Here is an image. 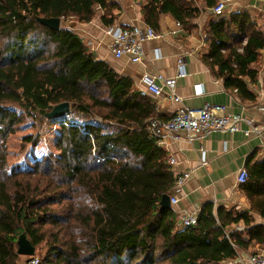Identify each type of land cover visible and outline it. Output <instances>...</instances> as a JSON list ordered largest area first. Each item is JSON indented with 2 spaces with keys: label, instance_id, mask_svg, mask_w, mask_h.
Instances as JSON below:
<instances>
[{
  "label": "trees",
  "instance_id": "trees-1",
  "mask_svg": "<svg viewBox=\"0 0 264 264\" xmlns=\"http://www.w3.org/2000/svg\"><path fill=\"white\" fill-rule=\"evenodd\" d=\"M204 1L214 7L218 0ZM96 4L112 24L116 0H0V264L18 262L21 233L36 248L53 226L58 232L38 264H228L240 249L264 243V226L248 211L208 202L195 225L180 228L173 207L161 208L176 175L147 130L159 117L155 102L65 25L71 17L91 20ZM142 13L154 28L163 13L189 27L199 9L191 0H147ZM39 17L60 18V28ZM208 39L203 56L213 73L252 99L246 81H256L252 63L264 49V33L240 11L212 20ZM62 102L70 112L47 118ZM74 111L96 119L69 118ZM33 113L59 119L60 154L44 167L8 172L6 139ZM23 141L37 143L32 134ZM244 185L264 194V165L249 171ZM258 207L264 214V204ZM239 224L241 230L231 229Z\"/></svg>",
  "mask_w": 264,
  "mask_h": 264
},
{
  "label": "crops",
  "instance_id": "crops-1",
  "mask_svg": "<svg viewBox=\"0 0 264 264\" xmlns=\"http://www.w3.org/2000/svg\"><path fill=\"white\" fill-rule=\"evenodd\" d=\"M193 6L199 9L189 27L178 21L169 13L159 16V24L155 28L159 36L145 42L146 62L135 64L127 57L116 58L109 47L111 37L106 33L108 26L103 21L104 9L95 5V14L89 21H79L77 17L68 18L65 25L76 32L85 45L92 50L98 59L104 60L120 74L130 76L142 91L139 77L145 71L159 73L163 77L172 78L176 92L182 97V104L169 97L170 90L163 87L158 97L149 95L156 104L159 118H169L181 105L199 109L205 103L220 104L227 113L243 114L252 117L255 124L262 126L263 112L260 107L264 103V49H259L260 57L252 67L258 70L256 81H246L252 91V99L242 97L236 89L227 87L222 78L217 77L204 60L210 49V22L233 12H246L250 21L264 33V0H236L233 10L224 15L214 13L213 7L204 0H191ZM118 8L114 9L116 17L112 24L129 27L132 24H148L143 19L142 7L147 0H116ZM110 24V25H112ZM152 26V25H151ZM182 58L183 66L178 65ZM183 68L185 74L178 76ZM242 123L241 129L230 131H212L201 139L168 140L160 144L168 156L177 160L172 166L177 176L190 171V177L175 191L179 201L171 205L176 212L177 221L181 214L198 215L204 204L211 202L215 208L224 206L237 211H248L254 224L264 226V214L258 205L264 204V194L256 192L257 185L246 188L237 181L240 168L249 171L264 165V151L261 144L264 141V129L261 134L253 133L248 136L243 131L247 128ZM205 154L206 164H202ZM242 224L232 226L241 230ZM254 252H264V243L252 242L248 249H240L236 258L228 261L231 264Z\"/></svg>",
  "mask_w": 264,
  "mask_h": 264
},
{
  "label": "built area",
  "instance_id": "built-area-1",
  "mask_svg": "<svg viewBox=\"0 0 264 264\" xmlns=\"http://www.w3.org/2000/svg\"><path fill=\"white\" fill-rule=\"evenodd\" d=\"M236 0H218L213 7V11L217 15H224L228 11L234 9ZM179 24V22H177ZM106 33L111 37L109 44L112 54L118 59L127 57L130 62L142 64L146 62V54L144 44L146 41L159 36V32L149 24H132L129 27H122L117 24L108 25ZM182 58L178 59V65L183 66ZM185 71L183 68L178 72V76H183ZM142 85V92L152 97H158L163 92V87L169 88V97L177 103L182 104V97L176 92L174 80L172 78L163 77L159 73L145 71L139 77ZM263 112V124L259 126L255 124L252 117L243 114H232L225 111V107L220 104L205 103L199 109L190 108L184 105L179 106L169 118L163 119L153 117L147 125V130L154 136L159 144H164L168 140H179L185 138L189 141L201 139L212 131H230L234 132L241 129L242 123L248 126L243 131L246 135L251 136L253 133L261 134L264 129V103L260 107ZM264 151V141L261 144ZM168 164L172 167L177 160L174 156H168ZM205 154L203 155L202 164H206ZM190 171L182 172L176 176L173 190L177 191L190 177ZM249 178V170L246 167L239 169L237 173V181L241 184L245 183ZM179 201L175 193L170 194L171 205L177 204ZM197 223V215L181 214L177 221L178 227L195 225ZM39 259L33 256L30 264H38ZM231 264H264V252H254L247 254L245 257L234 261Z\"/></svg>",
  "mask_w": 264,
  "mask_h": 264
},
{
  "label": "rangeland",
  "instance_id": "rangeland-1",
  "mask_svg": "<svg viewBox=\"0 0 264 264\" xmlns=\"http://www.w3.org/2000/svg\"><path fill=\"white\" fill-rule=\"evenodd\" d=\"M10 108L17 112H23L21 107L12 105ZM69 118H74L79 121H85L87 119H96L94 116H90L87 113L74 111L70 113ZM59 119H45L41 115L34 114L32 116L27 115L24 122L18 127V129L11 133L6 139L7 157L6 167L8 172L15 171H28L34 170L36 166H46L45 159L51 155H59L60 151L56 147V142L59 137L61 127ZM105 129L111 126L108 123L103 122ZM107 124V125H106ZM32 134L37 139V143H25L23 138L25 135ZM58 226L50 228L49 239L36 247L35 257L39 260L42 256H45L48 252V242H50L51 234L58 232ZM61 231L60 233H62ZM31 258L29 256L21 255L16 264H30ZM125 264V263H124Z\"/></svg>",
  "mask_w": 264,
  "mask_h": 264
},
{
  "label": "water",
  "instance_id": "water-1",
  "mask_svg": "<svg viewBox=\"0 0 264 264\" xmlns=\"http://www.w3.org/2000/svg\"><path fill=\"white\" fill-rule=\"evenodd\" d=\"M213 10H211L212 12ZM38 20L49 26L52 29H59L61 25V19L58 17H39ZM70 112L69 102H62L55 105L49 112L46 113L47 118H55ZM161 208L171 207L170 194H163L160 200ZM17 251L19 254L24 256H34L36 253V248L34 244L28 239L25 233H21L17 239Z\"/></svg>",
  "mask_w": 264,
  "mask_h": 264
}]
</instances>
